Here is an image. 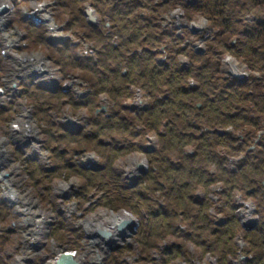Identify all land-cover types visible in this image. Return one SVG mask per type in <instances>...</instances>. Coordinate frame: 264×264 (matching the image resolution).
Instances as JSON below:
<instances>
[{"label":"rangeland","instance_id":"rangeland-1","mask_svg":"<svg viewBox=\"0 0 264 264\" xmlns=\"http://www.w3.org/2000/svg\"><path fill=\"white\" fill-rule=\"evenodd\" d=\"M152 1L156 6L162 2L170 6L165 12L166 14L163 15V27L167 30L174 29L176 33L183 34L184 45L191 42L194 48L202 54L207 37L216 35V29H218L212 22L208 23L206 16L195 13V7L200 8L195 6L196 2L203 0ZM238 1L239 4L235 11L241 12L242 16H239V21L243 23L236 26L237 33L232 40H243V36L239 34L243 25L257 28L259 23L264 22V6L258 5L259 2L255 0ZM242 2L245 3V6H242ZM97 3L99 2L92 4L87 0L84 3H77L74 0H0V204L4 205L2 214H0V239L2 235L6 234L12 237L9 244H0V264H55L64 253L74 254L80 264H162L161 261L164 258L168 259L164 264H249V260L253 264L259 258H261L260 264H264V177L253 184L250 183L248 188L240 186L232 191L236 206L233 215L238 225L226 249L230 251L235 249L232 252L233 256L223 253V249L207 252L206 248L198 244L200 241L197 238L194 240L193 237L189 238L190 231L198 230V227L192 225L198 215L196 207L187 208L184 216H180L175 225L181 239L172 238L170 234L158 241L151 237H143L141 234L137 241L135 234L141 225L139 216L142 214L136 209H131L128 204L122 203L119 198L123 194L121 193L123 192L122 187L134 185L139 187V184L146 178L149 165L152 164L149 159L153 153L157 155L155 169L166 168V165L162 163L164 159H167L174 168L175 166L178 168L185 163L184 157L190 163L200 154V144L186 145L189 142L188 139L184 148L180 147L175 152L168 150L167 141L163 137L166 122L160 128L159 135L146 126L142 128L141 135H138V139H136L137 146L132 150L129 149L130 153L127 155L115 158L112 169L117 175V180L121 182L118 185L109 176L102 174L105 171L109 153L101 151L96 142L90 145L81 144L86 148L87 153L83 152L82 147L76 146L75 152L71 151V160L67 163V167L65 163H62V157L58 156L59 153H53L56 159L50 158L49 160L47 158L43 147L46 145L56 146L55 141L60 143V146L57 147L59 152H64L62 151L64 149H73L71 146L73 144L59 138L61 136L59 134H62L59 125L64 123L71 130L79 131L85 126L84 120L91 119L89 117L91 114L89 109L85 108H80V111L75 114L65 111L63 116L61 115L56 120L53 119L55 123L58 122V125L54 126V122L49 123L48 118H45L41 114L42 112L40 113L41 108L53 106L56 109V105L62 107L64 104L72 106L71 102H66L68 99H64L63 96L56 97L59 99L47 97L48 95L39 92L35 86H31L30 82L32 80L41 86L40 89L46 88L48 91H55L58 87L71 89L73 94L70 93V95H74L76 98L90 91L95 81L89 79L84 72H67L68 80L59 81L63 75L54 64L57 61H55L54 46L68 40L70 44H74L76 52L80 56H92L97 41L87 37L89 31L85 13L92 12L98 28L102 25L105 28H110L109 17L99 15L95 11ZM41 8L44 12H41ZM80 12L81 15H79ZM190 17L191 19H187ZM29 23L38 29H41V26L44 27L47 33L41 31V35L39 34L37 37L33 32L35 28H32ZM261 30L262 28L259 29V31ZM263 34L264 32L261 33V35ZM46 39L49 43L45 42ZM81 42H86V45ZM113 45H117L116 39H113ZM167 46L163 44L159 47L157 61L164 60L170 54L167 51ZM213 51L211 58L213 74L216 65L219 64V71L224 79H233L237 83L239 82L238 84L243 83L238 86L243 87L245 92H264L263 80H259L263 79V72L260 68L251 70L243 58H237L234 54L222 51L223 55H219L220 61L217 63L218 58L214 55L216 47L213 48ZM179 64L181 67H185L189 64V57H179ZM197 65L200 66L198 63ZM259 83L263 86L257 87L256 85ZM194 84L196 81L189 79L186 88H190ZM221 85L223 84L221 83ZM131 91V98L124 99L117 111L124 112L122 107L126 106L129 107L128 110L132 111H126V113L135 117L141 114L139 111L147 105L148 98L140 87H134ZM203 91H205L204 84L201 89V92ZM221 91L217 92V97H220ZM92 95L98 97L95 116L100 112L109 114L114 110L113 100L110 96ZM211 97L213 95L207 94V99L211 100ZM186 104L187 108H191L190 120L198 122L197 116L200 115V109L206 106L205 103L192 100ZM262 104H264V100L259 101L260 107ZM249 106L252 107V105ZM176 112H179L178 108L169 115L171 121H173V115H176ZM250 115L254 117V121H258L257 125L240 124L238 130L235 131L237 135L246 134L253 140L249 143V149L245 155L255 149V146L263 147L264 151V112L257 114L252 109ZM143 122L144 118L138 122L137 129L141 128L140 125L144 126ZM216 132L219 135L233 132V129L220 130L205 127L200 128L195 135L205 134L211 144H215L217 140L214 133ZM83 134L88 136L85 131ZM53 135L56 136L51 138ZM107 135L109 136L110 132ZM111 135L117 140V146H120V142H123L127 137L117 136V132L111 133ZM98 139L105 141L104 138ZM78 150L80 152L77 153ZM214 151L220 157H224L222 159L225 161L224 167L229 173L237 172L239 164L244 161V157L243 160L234 159L230 149L214 147ZM249 159H252V156ZM31 162L41 163L43 166L35 167V169ZM140 165L145 169H139ZM255 165H258V162ZM68 166L74 167L69 168ZM79 166L97 173L95 175L83 174ZM54 167L71 169L72 172L51 171ZM262 167L264 168V164ZM215 169H217L215 166L210 167L212 176ZM45 174L50 175L47 180L44 178ZM93 188L98 190L95 191ZM148 189L147 187L146 190ZM221 189V184H217L209 190V199L212 205L208 210L212 227L209 233L219 230V226L223 225L227 219H231L225 198L220 193ZM12 193L15 197L12 196ZM91 196L97 200L105 196L98 203L100 207L95 206L94 201H89L88 198ZM205 196L201 189H197L193 193L192 199L196 204L201 202ZM126 197L129 198L130 195ZM162 198L165 199V203ZM156 203L164 204L163 206L168 210L172 207L168 196L161 197L159 194L153 196L149 207L155 208ZM146 210V206L141 207V211ZM126 214L133 220V225L119 230L118 227L122 223H131V221L128 222L129 220L123 221L116 228L121 241L114 240V233L109 224ZM115 217L117 218L115 219ZM61 224H64L62 231L58 230ZM244 225H255V228L247 230ZM260 225H262V230H259ZM52 227L56 232L50 236ZM103 229L112 233L109 239H105L99 233ZM127 230L128 235L124 233ZM69 231L71 233H68ZM190 240L193 241L189 242ZM210 242L215 243V247H217L216 237L210 236ZM105 243L110 245H105ZM208 244L210 243H206V247ZM172 246H180L182 250L173 248L171 254H162ZM119 247H122V253L114 259V253L111 252ZM127 247L130 249H126ZM152 247L156 248L152 249Z\"/></svg>","mask_w":264,"mask_h":264},{"label":"trees","instance_id":"trees-1","mask_svg":"<svg viewBox=\"0 0 264 264\" xmlns=\"http://www.w3.org/2000/svg\"><path fill=\"white\" fill-rule=\"evenodd\" d=\"M84 1L74 0L77 3H84ZM255 1L259 2L258 5L264 6V0ZM87 2L92 4L99 2L101 4L97 3L95 5V11L99 15L109 17L110 28H105L104 25L98 28L87 22L86 25L89 31L87 37L90 39L94 38L97 41V45H94V54L90 57L80 56L76 52L74 44H70V41L67 40L62 42L63 44L54 46L55 61L57 60L54 64L63 75L59 81L68 80L67 72L70 71L86 73L89 79L95 81V84L91 86L95 90L92 94L110 96L113 100L112 107L114 110L109 114L100 112L99 115L95 116L97 96L86 93L84 96L82 95L83 97L76 98L74 95H70L72 93L71 89L58 87L55 91H48L37 86L36 89L42 94L48 95L47 97L59 99L56 97L63 96L64 99H68L66 102H71L72 106L66 105L72 113L78 112L80 108L89 109L91 114L89 117L91 119L84 120L87 126L85 132L88 136L83 134L82 128L79 131H75L71 130L66 124L59 123L60 132L62 133L59 134L61 135L59 138L62 141L67 140L73 146H78L79 148H81L82 143L90 145L96 142L101 151L109 153V157L106 160V168L102 174L109 176L117 185L121 182L117 180V175L112 169V163L116 157L127 155L130 153L128 151L137 146L136 139H138V135H141V129L145 126L159 135L160 128L166 122L163 137L167 141L168 150L172 152H175L180 147L184 148L187 139L189 142L186 145L200 144L199 156L190 163L184 157L185 163L178 168L176 166L174 168L167 159H164L162 163L166 165V168L155 169L157 155L151 154L149 160L152 164L148 167L145 180L139 184L138 188V185L122 187L123 192L121 193L123 194L119 198L122 203L128 204L131 209H136L142 214L139 216L141 225L135 234L137 241L141 234H143V237H151L158 241L170 234L172 238L181 239L175 225L179 221L180 216H184L187 208L196 207L198 215L192 225L198 227V230L190 231L189 238L193 237V240L197 238L200 241L198 244L206 248L207 252L223 249V253L233 256L234 253L232 252L235 249L231 251L226 249L238 225L233 215L236 206L234 205L232 191L240 186L248 188L250 183L253 184L264 177V168L262 167V164H264L263 147L255 146V149L245 155L249 149V143L253 140L249 135H237L235 131L238 130L240 124L257 125L258 121L253 120L254 117L250 115V112L252 109L257 114L264 112V104L261 107L259 106V101L264 100V92H245L242 89L243 87L238 86L243 83L238 84L239 82L237 83L233 79H224L219 71V64L216 65V70L213 74L211 58L214 47H216L214 55L218 58L216 60L217 63L220 61L219 55H223L221 51L234 54L237 58H243L251 70L260 68L263 72V79L259 80H263L262 83L264 84V34L261 35L264 32V22L259 23L257 28L243 25L239 33L243 36V40L237 39L234 44H231L237 33L236 26L243 23L239 21V16H242L241 12L235 11L239 1L203 0L196 2L195 6L202 9L195 7V13L206 16L208 23L211 24L212 22L218 28H215L217 30L216 35L213 34L207 37L204 54H201L191 42L184 45L185 37L183 34L176 33L174 29L167 30L163 27V15L166 14L165 12L170 7L167 3H158L156 6L152 0H87ZM242 6H245L244 2H242ZM191 10L193 11V9ZM79 15H81V12ZM187 19H191V17ZM29 24L32 28H35L33 32L36 33L37 37L39 34L41 35V31L45 33L43 29L40 30L38 27H34L33 24ZM260 28H262L261 31H259ZM113 39L117 40L116 46L113 45ZM45 42L49 43L47 39ZM163 44L168 45L167 51L170 54L164 60L157 61V53L160 51L159 47ZM181 56L189 57V64L185 67H181L179 64V57ZM189 79H194L196 84L186 88V83ZM202 84L205 85V91L203 92H201ZM263 84L255 85L259 87L263 86ZM134 87H140L144 90L148 101L147 105L140 109L139 112L141 114L139 116L131 117L126 113V111H130L128 110L129 107H122V110H124L122 113L117 110L120 109L121 102L124 99L131 98V90ZM219 90L222 91L220 92V97H217ZM207 94L213 95L211 100L207 99ZM192 100L204 102L206 105L200 109V115L197 116L198 122L196 123L190 120L192 112L191 108H187L186 104ZM249 105H252V107ZM58 107L60 106L56 105L57 109ZM177 108L179 112L173 115V121H171L169 115ZM40 113L45 118H48L49 123L54 122L50 119L46 107H42ZM143 118L144 126L140 125L141 128L137 129L138 122ZM182 123L183 125H181ZM54 124L56 126L58 122H54ZM205 127L218 128L220 130L231 128L233 132L219 135L217 132L214 133L217 142L211 144L205 134L195 135L200 128ZM89 128L91 130H88ZM108 132H110L109 136L107 135ZM115 132H117V136H127L123 142H120V146H117V140L111 135V133ZM98 138H104L105 141H99ZM57 143L60 145L59 142ZM54 147L52 146V148ZM214 147L230 149L234 159H242L244 157V161L239 164L237 172L229 173L225 169V161L222 160L224 157H220L214 151ZM58 150H55L54 153H59L58 156L62 157V163H65L67 167V163L71 160V150L64 149L62 150L64 152H59ZM51 155L52 158L56 159L53 153ZM250 156H252V159H249ZM256 162H258V165H255ZM31 164L34 168L43 166L37 162H31ZM211 166L217 168L213 176L210 173ZM68 167L73 168L74 166ZM79 168L83 174L95 175L97 173L80 166ZM51 171L72 172L71 169H61V167H54ZM47 177L49 178L50 175L45 174L44 178L46 180L48 179ZM217 184L222 186L220 193L225 198L231 219H227L223 225L219 226V230H213L212 233H209L212 230L208 214V210L212 206L209 199V190ZM147 187L149 188L148 190H146ZM197 189H201L206 196L201 202L195 204L192 195ZM94 194L96 195V192ZM157 194L161 195V197L168 196L170 198L172 205L170 210L165 208L164 204L156 203L155 208L149 207L152 203V197ZM127 195H130V197L127 198ZM104 198L105 196L97 200L91 196L88 199L89 201H94L93 204L98 206V203ZM162 199L165 203V199ZM2 206H4L3 203L0 204V214H2ZM142 206H146L147 210L141 211ZM54 227L50 230V236L53 232H56L53 229ZM62 227L64 228V224H61L58 230L62 231ZM204 227L206 228L205 230ZM259 230H262V225L259 226ZM259 230L257 229L258 232ZM68 233L71 232L69 231ZM207 233L209 234L207 235ZM210 236L216 237L218 248L215 247V243L210 242ZM11 240V235H2L0 244H9ZM208 242L210 244L206 247ZM155 248L152 247V249ZM173 248L182 250L180 246H172L169 249L167 248L162 254H171ZM126 249L129 250L130 248L127 247ZM122 250V247H119L111 252L114 253V259L118 258ZM223 258L225 259V257ZM166 260L168 261L167 258H164L161 261L162 264L167 263ZM260 262L261 258L253 264H260ZM248 263L251 264L252 261L249 260Z\"/></svg>","mask_w":264,"mask_h":264},{"label":"bare ground","instance_id":"bare-ground-1","mask_svg":"<svg viewBox=\"0 0 264 264\" xmlns=\"http://www.w3.org/2000/svg\"><path fill=\"white\" fill-rule=\"evenodd\" d=\"M41 10V12H44V10L41 8L40 9ZM39 10V11H40ZM92 16V15H91ZM42 17H44V16H42ZM93 17V16H92ZM14 22V21H13ZM97 22H96V20H95V22H94V24H95V26H98L97 24H96ZM92 26H94V25H92ZM44 30L45 31V28L44 27H42L41 26V29L40 30ZM45 33H47L46 31H45ZM232 41H235L236 42V40H232ZM234 42V43H235ZM83 45H86V42H81ZM233 42H231V44H234ZM231 68V67H230ZM30 85L31 86H35V87H37L38 86V88H41V86L39 85V84H37V83H35V82H33L32 80H31V82H30ZM45 90H47L46 88H44ZM95 90L93 89V88H91L90 89V91L87 93L88 95L89 94H92L93 92H94ZM54 94V93H53ZM106 95V94H105ZM84 96V95H83ZM82 96V97H83ZM127 104V103H126ZM125 108H127L126 106H124ZM69 107L66 105V104H64L62 107H58V109L56 108V109H54L53 108V106H51V107H46V111L48 112V114H49V116H50V119L53 121V119L54 120H56L58 117H60L61 115L63 116V113L65 112V111H67V112H69V113H71V114H75V113H72L69 109H68ZM80 111V109H78V112ZM45 112V111H44ZM33 118V117H32ZM34 120V119H33ZM6 121H7V119H6ZM6 121H5V123H6ZM4 123V122H3ZM35 125H36V123H35ZM82 129H83V131H86V129H87V126H86V124H85V126H83L82 127ZM57 134V133H56ZM40 136H41V134H40ZM56 135H53V136H51V138H53V137H55ZM55 144H56V146L54 147V148H57V147H59L60 145L55 141ZM44 146V145H43ZM72 147H73V149L71 150L73 153L75 152V147L76 146H73V145H71ZM81 147H82V149H84L83 150V152H85V153H87V150H86V148L84 147V146H82L81 145ZM54 148H52V147H49L48 145H46V147H43V149L46 151V153H47V158L50 160V158H52V155H51V153H54V151L55 150H58V149H54ZM0 149H1V146H0ZM51 152V153H50ZM78 152H80L79 150L77 151V153ZM12 196L13 197H15V195L12 193ZM18 199V198H17ZM117 217H119V216H117ZM117 217H115V219L117 218ZM128 217H130V216H127V214L126 215H124V216H122V217H120L119 219H117V220H113V222L112 223H110L109 224V227L111 228L112 227V231H113V238H114V240H117V241H121V238L118 236V232L116 231V228H117V226H119L123 221H126V220H129V221H131L132 219H130V218H128ZM132 218V217H131ZM109 227H107V228H109ZM102 231H105V232H108V233H110L111 235H112V233L110 232V231H108V230H105V229H103ZM124 233H126V235H128V230L127 231H124ZM12 238V237H11ZM105 245H110V244H108V243H105ZM103 246V245H102ZM105 249V248H104ZM74 260L78 263V264H80V262L79 261H77L78 259H76V257L74 258Z\"/></svg>","mask_w":264,"mask_h":264},{"label":"water","instance_id":"water-1","mask_svg":"<svg viewBox=\"0 0 264 264\" xmlns=\"http://www.w3.org/2000/svg\"><path fill=\"white\" fill-rule=\"evenodd\" d=\"M92 15V12L91 11H87L86 13H85V16L87 17V19H88V22H89V24H91V25H95L94 24V22H95V17H92L91 16ZM234 77H236V76H234ZM238 78V77H237ZM241 79V78H240ZM138 168L139 169H145L142 165H140V166H138ZM128 222H130V221H128ZM129 225H133V220H131V223L129 224V223H122L119 227H118V229L119 230H124L125 228H127V226H129ZM244 228L245 229H247V230H252V229H254L255 228V225H252V226H250V225H244ZM99 233L105 238V239H109L112 235L110 234V233H108V232H105V231H99ZM74 258H75V255L74 254H71V253H64V254H62L60 257H59V259L55 262V264H78L75 260H74Z\"/></svg>","mask_w":264,"mask_h":264}]
</instances>
